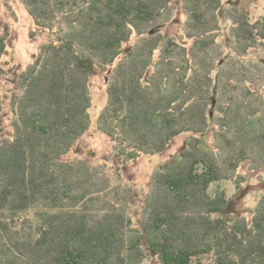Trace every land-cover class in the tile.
<instances>
[{"label":"trees","instance_id":"16d2710c","mask_svg":"<svg viewBox=\"0 0 264 264\" xmlns=\"http://www.w3.org/2000/svg\"><path fill=\"white\" fill-rule=\"evenodd\" d=\"M22 1L37 26L57 25L59 31L58 41L43 45L19 76L11 137L3 134L0 119V264H141L148 251L158 264H200L206 255L211 264H264V196L248 222L224 214L230 204L224 191L209 192L248 156L241 150L225 158L205 144L210 121L200 89L210 80L209 68L206 76H191L177 61L171 39L153 64L163 41L146 27L175 0ZM214 1L220 8V0ZM185 2L193 5L194 21L200 20L195 26L206 25L200 13L207 0ZM242 16L238 46L244 52L255 43L264 47V17L252 22ZM133 32L149 37L114 67ZM8 40V32L0 36V61ZM98 68L111 72L98 126L116 142L120 159L163 153L176 137L192 134L153 177L140 227L115 211L108 178L83 160L62 158L90 128L89 78ZM246 115V130L257 129L251 127L254 114ZM257 155V166L264 164V154ZM32 207L45 211L30 243L15 238L10 224ZM127 226L134 231L129 237Z\"/></svg>","mask_w":264,"mask_h":264},{"label":"rangeland","instance_id":"374dc122","mask_svg":"<svg viewBox=\"0 0 264 264\" xmlns=\"http://www.w3.org/2000/svg\"><path fill=\"white\" fill-rule=\"evenodd\" d=\"M220 2V8H215L214 0L202 3L203 13L200 14L205 15L206 25L198 24L196 27L195 24L200 20L194 21L192 17L193 5L185 0H175L170 9L154 25H147L146 29L152 31L151 36L163 41L154 52L153 64L160 59L166 40L171 39L177 43V61L189 68L191 76L196 74L197 79L198 76H206L203 70L209 68L207 79L210 80L200 89L205 95L201 108L210 121L205 144L211 152L225 158L235 156L241 150L248 154L236 170L229 172L230 178L213 183L209 192L214 195L224 191L230 198L224 214L251 222L264 196V164L259 160V166L255 163L257 154H264V138L261 136L264 135V47L258 41L244 52V46H238L235 35L239 21L243 20L242 15H247L252 22L264 17V0ZM200 27L202 29L198 30ZM209 30L213 31L210 35ZM58 31L57 25L52 30L37 26L22 0H0V36L7 32L9 35L7 51L0 61L3 69L0 76V119L5 136L11 137L13 134L14 115L11 108L14 94H21L20 74L35 61L43 45L58 41ZM147 37L148 32L144 35L133 32L131 39L123 45V53L114 67L126 58L128 50L141 46ZM156 69L155 65L151 66L150 73ZM110 81L111 72L108 68L96 69L89 78L90 128L62 158L67 161L83 160L97 169L100 178H108L111 189L115 190V193L112 192L115 196V211L124 213L127 220L131 219V227H140L153 177L175 159L192 134L176 137L163 153L141 154L137 159L127 162L120 159L116 142L100 131L98 126L99 117L108 103ZM249 112L258 120L251 123V127L257 125L262 132L258 128L246 130L244 119L250 115H246ZM254 133L261 135L252 136ZM102 203L98 202L100 207ZM44 211L43 207H32L15 216L14 222L10 224L17 233L14 237L31 243L42 222L39 213ZM129 228L127 226L128 237L134 234V231L129 232ZM150 253L148 251L149 256L141 264L159 263L156 256ZM212 260L211 255H206L200 264H211Z\"/></svg>","mask_w":264,"mask_h":264}]
</instances>
